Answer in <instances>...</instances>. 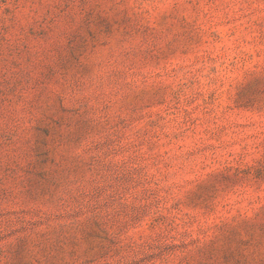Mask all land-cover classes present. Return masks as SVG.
I'll list each match as a JSON object with an SVG mask.
<instances>
[{"label":"rangeland","instance_id":"obj_1","mask_svg":"<svg viewBox=\"0 0 264 264\" xmlns=\"http://www.w3.org/2000/svg\"><path fill=\"white\" fill-rule=\"evenodd\" d=\"M0 264H264V0H0Z\"/></svg>","mask_w":264,"mask_h":264}]
</instances>
